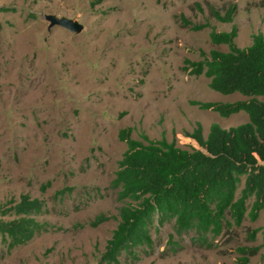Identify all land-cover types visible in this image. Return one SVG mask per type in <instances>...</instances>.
Wrapping results in <instances>:
<instances>
[{
	"label": "rangeland",
	"instance_id": "obj_1",
	"mask_svg": "<svg viewBox=\"0 0 264 264\" xmlns=\"http://www.w3.org/2000/svg\"><path fill=\"white\" fill-rule=\"evenodd\" d=\"M235 4L231 22L212 18ZM0 221L16 218L21 195L36 198L43 225L23 244L0 233V264H97L120 202L111 179L125 143L120 128L144 142L164 136L181 148L197 147L188 136L200 124L222 128L247 120L243 111L228 117L189 103L232 102L208 79L188 75L183 59L199 60L213 45L209 30L227 31L245 47L253 33L264 37V0H0ZM75 20L71 32L44 15ZM191 23L208 26L190 30ZM264 101V97H256ZM251 199L248 201L250 204ZM98 214L109 217L95 226ZM256 229L254 239L248 232ZM171 241L176 244L169 243ZM178 237L171 223L151 230V248L138 249L124 264H235L239 247L256 248L248 264H264V208L212 239V247ZM210 241V239H209ZM173 246V247H172Z\"/></svg>",
	"mask_w": 264,
	"mask_h": 264
},
{
	"label": "trees",
	"instance_id": "obj_2",
	"mask_svg": "<svg viewBox=\"0 0 264 264\" xmlns=\"http://www.w3.org/2000/svg\"><path fill=\"white\" fill-rule=\"evenodd\" d=\"M207 9L215 20L231 22L235 4H229L222 13L211 5ZM181 22L194 31L208 26L207 22L191 23L183 16ZM236 35L233 24L227 31L211 28V44H223L227 49H210L200 53L197 61L183 59L181 69L188 75L205 76L208 88L215 92L246 97L232 102L191 100L190 104L222 117L243 111L247 120L228 128L212 122L205 136L197 123L188 133L197 147L188 148L163 135L148 139L142 134V142L131 137L129 127L120 128L117 139L126 148L111 186L121 204L112 217L116 224L97 264H124L120 261L122 253L136 259L138 249L152 247L151 230L166 223H171L178 237L192 232V242L212 247L211 240L224 229L239 226L245 217L254 221L264 208V101L256 98L264 97V37L253 33L248 45L238 47ZM13 210L16 218L0 221V233L12 245L23 244L43 228L32 217L42 212V204L21 195ZM108 218L98 214L88 224L95 226ZM255 232H248L249 240L254 239ZM237 251L235 264H248L256 248L239 247Z\"/></svg>",
	"mask_w": 264,
	"mask_h": 264
},
{
	"label": "water",
	"instance_id": "obj_3",
	"mask_svg": "<svg viewBox=\"0 0 264 264\" xmlns=\"http://www.w3.org/2000/svg\"><path fill=\"white\" fill-rule=\"evenodd\" d=\"M44 19L48 22L47 29L51 26L57 25L64 29H67L71 32H78L81 29V25L77 23L75 20H71L66 17H57L52 14L44 15Z\"/></svg>",
	"mask_w": 264,
	"mask_h": 264
}]
</instances>
